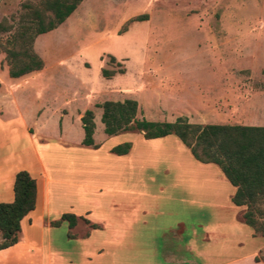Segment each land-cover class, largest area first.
Returning a JSON list of instances; mask_svg holds the SVG:
<instances>
[{"label":"rangeland","instance_id":"1","mask_svg":"<svg viewBox=\"0 0 264 264\" xmlns=\"http://www.w3.org/2000/svg\"><path fill=\"white\" fill-rule=\"evenodd\" d=\"M41 1L0 0V20L11 25L9 32L0 33L2 41L17 27L20 15L27 12L25 5L34 7ZM138 15H146V19L128 21ZM32 45L48 68L39 77L52 82L48 91L39 97L25 80L33 77L10 78L6 72H0V95H15L25 114L24 122L36 121L40 133L46 134L56 130L57 119L53 114L30 118L33 97L42 98L45 108L63 105L66 112L61 127L70 151L85 148L79 145L82 130L78 115L88 108L96 113L92 136L100 142L98 154L112 157L107 147L108 139L114 135L105 139L99 120L97 104L103 100L133 99L137 104L136 119L143 117L148 121L172 122L176 117H184L187 122L200 125H264V0H81L60 24L36 35ZM0 67L7 70L1 51ZM102 69L115 73L103 77ZM11 88L13 92L9 91ZM179 107H190L187 116L170 117L171 112H182ZM127 131L131 132L115 134L117 139L127 137L133 146L131 157L117 159V171L124 179L117 190L131 185L127 190L151 195L150 199L137 200L144 206H134L139 207L134 212L129 207L126 210L117 206V220L126 213L132 214L128 220L132 219L134 231L128 234L134 245L128 253L142 258L147 251L160 260L165 245L166 249H174L181 244L182 257L190 258L184 242L192 235L193 226L196 245L203 249L214 243L220 264L226 263L236 250L240 264H253L252 244L239 229L225 227L226 230L207 232L202 228L208 223L231 224L233 210L221 209L210 214L204 207L189 206L192 190L184 176H201L206 172L194 168L186 148L182 145L179 178L164 161L153 166L139 164V154L151 152L153 143H143L136 130ZM175 147L179 158L180 147ZM131 176L132 184L127 180ZM255 208L258 228L253 234L263 235L264 199ZM237 218L242 221L241 214ZM177 223H181V228ZM125 235L126 231L118 233L119 242L124 243ZM237 239L240 248L234 250ZM125 250V245L119 244L113 253L124 255Z\"/></svg>","mask_w":264,"mask_h":264},{"label":"crops","instance_id":"2","mask_svg":"<svg viewBox=\"0 0 264 264\" xmlns=\"http://www.w3.org/2000/svg\"><path fill=\"white\" fill-rule=\"evenodd\" d=\"M32 49L34 51L33 45ZM38 57L42 61V67L21 76L33 77L25 78V80L33 87V93L43 97V93L52 82L39 79L48 68L42 56ZM0 72L7 74L5 67H0ZM14 88L9 91L13 92L11 90ZM38 96L33 97L31 108L29 107L32 113L30 118L36 120L53 114L58 124L51 134L40 133L41 129L36 121L33 124L24 122L25 114L15 95H0V203L11 202L12 182L17 171H26L35 181L34 207L19 220L17 241L0 249V264H158L159 262L183 263L184 261L185 264H199V262L220 264L216 259L220 253L214 248V243L207 244L203 249L196 245L193 240L195 234L193 226L191 227L192 235L184 242L186 251L191 253L190 258L182 257L181 244H177L176 246L179 247L174 249H166L165 245L160 260L147 251L143 252L142 258L129 254V247L134 245L133 237L128 234L129 231H134L132 219L128 220V216L132 214L126 213L117 220L115 216L117 206L120 205L126 210L129 207L134 212L139 209L134 206H144L137 200H147L151 197L145 192L137 194L127 190L131 185L125 186L124 190H117V186L121 185L120 181L124 180L117 171V159L123 156L131 157L133 146L130 145L126 154L115 155L109 152V149L127 141L128 138L117 139L115 135H111L112 137L109 136L111 138L108 139L107 151L112 154V157L109 154H98V147L84 146L85 148L80 152L70 151L65 146L69 142L65 139L61 127V120L66 112L65 107L59 105L45 108L46 104L42 105L43 99ZM179 108L182 112L176 114L171 112L170 117L186 115V112L190 110V107ZM100 113L101 109L99 118ZM92 115L93 118L96 116L95 111ZM257 126L264 125L257 124ZM128 132L131 131L126 130L116 135ZM171 136L173 135L169 134L151 139H144L141 136L143 143L153 144L150 146L151 152L139 154L138 161L140 160L141 165L151 166L164 161L168 170H174L177 172L176 177L181 178L180 159L183 146L175 136L174 138ZM107 138L106 135L105 139ZM37 139L40 143H37ZM52 139L55 142L47 141ZM81 139L79 145H81ZM92 140L100 146V142L96 141L93 136ZM175 145L180 147L179 158L176 157ZM186 150L188 151L187 148ZM189 156L194 161L196 170L206 172L201 176H184L188 178L190 190H192L189 191V206L193 205L195 209L198 206L204 207L210 214L221 209L233 210L235 213L231 224L208 223L202 227L203 230L214 232L217 229L224 230L225 227L228 230L239 229L238 232L243 233L242 236L247 237L248 242L252 244L253 251L250 255L253 258V264H264V235L260 233L254 235L253 229L237 218L243 213L245 206L231 203L230 197L235 187L225 179L215 164L201 163L193 159L190 154ZM128 179L132 184L133 176L127 177ZM127 183L126 181L125 184ZM124 205L127 207H123ZM63 213L74 215L75 223L69 227L66 221L61 220L57 225H52L51 222L59 220ZM176 226L181 228V223H177ZM121 231L127 233L124 243L118 240V233ZM119 244H124L126 247L124 255L113 253V249ZM240 244L241 242L237 239L234 242V245H237L234 250L239 249ZM240 259L239 251L236 250L223 264H240Z\"/></svg>","mask_w":264,"mask_h":264},{"label":"trees","instance_id":"3","mask_svg":"<svg viewBox=\"0 0 264 264\" xmlns=\"http://www.w3.org/2000/svg\"><path fill=\"white\" fill-rule=\"evenodd\" d=\"M81 0H42L38 6L29 7L19 17V24L4 40L0 34V51L4 53L7 74L19 77L31 71L39 70L42 61L32 49L36 35L47 32L60 24ZM146 15L135 16L128 21L145 20ZM11 25L0 20V33L9 32ZM113 60V57H109ZM120 73L121 71H116ZM115 71L101 70L103 77L111 76ZM101 109L102 131L107 136L126 130L138 131L144 139L166 135L175 136L188 149L193 159L201 163L215 164L225 179L235 187L230 197L234 205H244L242 222L253 231H257L255 214L258 201L264 199V126L241 124H193L184 117H176L172 122L148 121L143 117L136 119L135 100L125 98L121 101L104 100L97 104ZM93 115L85 109L79 116L82 129L80 144L97 148L93 143ZM130 143L121 142L112 146L109 152L123 155L128 152ZM13 198L11 202L0 203V249L17 241L19 220L34 207L35 181L24 170L14 174L12 182ZM61 220L71 227L75 217L69 213L60 215L59 220L51 222L57 225ZM264 235V224L261 226Z\"/></svg>","mask_w":264,"mask_h":264}]
</instances>
